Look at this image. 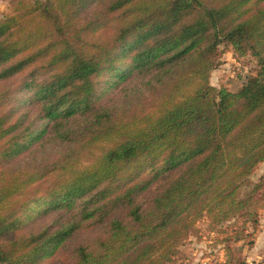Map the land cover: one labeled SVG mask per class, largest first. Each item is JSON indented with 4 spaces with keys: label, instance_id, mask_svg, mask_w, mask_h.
Masks as SVG:
<instances>
[{
    "label": "trees",
    "instance_id": "16d2710c",
    "mask_svg": "<svg viewBox=\"0 0 264 264\" xmlns=\"http://www.w3.org/2000/svg\"><path fill=\"white\" fill-rule=\"evenodd\" d=\"M220 45L256 64L235 92L210 84ZM259 164L264 0L0 12V264H175L204 218L241 222L238 241L264 209V177L240 195Z\"/></svg>",
    "mask_w": 264,
    "mask_h": 264
},
{
    "label": "rangeland",
    "instance_id": "374dc122",
    "mask_svg": "<svg viewBox=\"0 0 264 264\" xmlns=\"http://www.w3.org/2000/svg\"><path fill=\"white\" fill-rule=\"evenodd\" d=\"M4 10L5 8L1 6L0 12ZM220 49L219 66L212 71L210 84L235 92L246 79L255 74L256 64L247 57H235L224 46L220 45ZM263 177L264 164H259L249 177V182L242 186L240 195L248 194ZM166 180L169 179L160 180L155 188ZM240 223L229 222L211 228L205 218L201 219L196 224L197 237L190 236L187 239L175 264H223L226 259H230L231 264H235L236 261H243L245 264H264V209L259 212L257 228L253 230L251 226L246 225L244 234H247V237L242 236L240 240L235 241L233 234Z\"/></svg>",
    "mask_w": 264,
    "mask_h": 264
},
{
    "label": "crops",
    "instance_id": "0c3cea01",
    "mask_svg": "<svg viewBox=\"0 0 264 264\" xmlns=\"http://www.w3.org/2000/svg\"><path fill=\"white\" fill-rule=\"evenodd\" d=\"M1 6L6 9V7H7V0H0V7Z\"/></svg>",
    "mask_w": 264,
    "mask_h": 264
}]
</instances>
